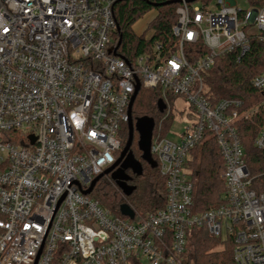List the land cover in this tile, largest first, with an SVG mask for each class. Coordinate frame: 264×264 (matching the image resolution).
I'll return each mask as SVG.
<instances>
[{"label": "built area", "instance_id": "2783aa9c", "mask_svg": "<svg viewBox=\"0 0 264 264\" xmlns=\"http://www.w3.org/2000/svg\"><path fill=\"white\" fill-rule=\"evenodd\" d=\"M121 1L0 0V264H187L193 228L232 238L235 264H264V172L251 171L239 132L264 111V70L251 81L263 98L247 109L241 99L213 103L203 74L219 57L237 51L240 59L253 39L264 44V5L168 4L176 5L175 42L130 60L113 52ZM138 85L136 98L156 89L161 113L169 111L155 120L151 144L166 203L130 218L84 191L120 156ZM174 96L193 108L178 140L163 130ZM211 138L225 190L197 212L189 163ZM255 146L264 152V121Z\"/></svg>", "mask_w": 264, "mask_h": 264}, {"label": "trees", "instance_id": "16d2710c", "mask_svg": "<svg viewBox=\"0 0 264 264\" xmlns=\"http://www.w3.org/2000/svg\"><path fill=\"white\" fill-rule=\"evenodd\" d=\"M149 2L148 0H123L115 7L119 29L113 36V42L118 44L120 34L122 35L118 51L130 60H134L156 42H175L172 27L177 21L176 5L153 7ZM255 4L264 5V0H258ZM155 8L158 15L149 24V27L155 31L154 36L146 39L145 35H137L133 25ZM250 47L249 52L240 59H238L239 52L235 51L216 60L212 74L205 79L208 87L207 96L213 103L225 98L241 99L247 109L262 100L263 94L253 88L251 81L264 70V44L253 39ZM195 59L196 57L191 58L193 61ZM160 98L158 90L142 89L133 106V117L150 116L157 120V114H160L157 106ZM263 121L264 111H261L253 119L242 121L239 126L249 167L254 174L264 172V152L255 146ZM128 133L129 129L126 126L122 133L121 148L127 142ZM131 150L135 157L142 161L144 167L143 174L134 180L135 191L130 196H125L113 180L104 176L98 181L90 196L116 214L121 213L123 204H129L137 214L147 216L165 206V178L157 167L152 168L141 159L142 152L138 148L137 133H135ZM189 164L195 185V210L203 212L218 205L225 190L221 177L225 163L215 140L211 138L199 145L194 150ZM218 245H222L223 248L216 250ZM234 245L232 238L223 240L212 236L205 228H193L186 263L235 264Z\"/></svg>", "mask_w": 264, "mask_h": 264}, {"label": "water", "instance_id": "95a60500", "mask_svg": "<svg viewBox=\"0 0 264 264\" xmlns=\"http://www.w3.org/2000/svg\"><path fill=\"white\" fill-rule=\"evenodd\" d=\"M177 1L178 0L158 2V3L149 2V4L153 7H161ZM189 1H195V0H189ZM121 42H122V35L120 34V40L117 46L113 50L114 54H116V51L120 46ZM138 91H139V85L137 86V89L131 99L130 108H129L130 120L128 124V129H129L128 139L120 153V156L112 166L105 169L92 181L90 187L86 191H84V194L92 193L98 181L109 173H111L112 180L115 182L117 187L122 191V193L125 196H130L135 191L136 186L129 184V181L132 180V176L128 174L127 171L131 170L132 173L135 174L136 176H141L144 171L142 161L137 159L131 150V147L134 143L135 133L138 134V148L142 152L141 159L147 162L152 168H156L157 163L151 154V144H152L153 130L155 127V119L150 116L134 118L132 113V107L135 102ZM157 106L160 112H163L166 108V104L162 99L158 101ZM119 164L120 166L115 171H113L114 168ZM121 212L123 215L129 216L130 218H134L135 216V211L132 209V207L129 204H123L121 206Z\"/></svg>", "mask_w": 264, "mask_h": 264}, {"label": "rangeland", "instance_id": "374dc122", "mask_svg": "<svg viewBox=\"0 0 264 264\" xmlns=\"http://www.w3.org/2000/svg\"><path fill=\"white\" fill-rule=\"evenodd\" d=\"M219 0H210L207 4L208 8H213L217 5ZM224 1V0H223ZM238 7L242 9H249L251 4L249 0H235ZM196 5H202V1L196 2ZM158 15L157 9L150 10L146 13L142 18H140L134 25L133 29L137 35H145L148 36L151 32V28L149 27L150 22L154 19L155 16ZM212 69L204 70L203 74L205 79L212 74ZM171 115L169 118L163 123V130L167 136L173 140H178L179 134L185 129L187 124L190 123L189 116H192L193 108L189 105L187 100L181 96L171 97ZM168 110L164 113L157 114L156 121L159 123L160 119L166 117L168 114ZM108 179L112 180L111 175H106ZM119 216L122 213L117 214ZM223 236L226 237V231L224 229ZM223 248L222 245H218L216 250H221Z\"/></svg>", "mask_w": 264, "mask_h": 264}, {"label": "flooded vegetation", "instance_id": "af4514ba", "mask_svg": "<svg viewBox=\"0 0 264 264\" xmlns=\"http://www.w3.org/2000/svg\"><path fill=\"white\" fill-rule=\"evenodd\" d=\"M119 166H120V164L117 165V166L114 168L113 171H115ZM113 171H112V172H113ZM127 172H128V174H130V175L132 176V180L129 181V184L134 185V180H135V178L138 177V176H136L135 174H133L131 170H128ZM107 175H111V173H109V174H107ZM105 176H106V175H105Z\"/></svg>", "mask_w": 264, "mask_h": 264}]
</instances>
